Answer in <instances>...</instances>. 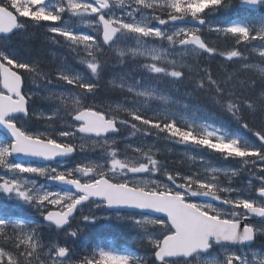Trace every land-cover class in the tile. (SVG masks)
<instances>
[{
    "label": "snow or ice",
    "instance_id": "snow-or-ice-1",
    "mask_svg": "<svg viewBox=\"0 0 264 264\" xmlns=\"http://www.w3.org/2000/svg\"><path fill=\"white\" fill-rule=\"evenodd\" d=\"M138 6L128 12L132 20H125L113 13V8L119 5L124 7L123 0H67V7H59L55 12L45 7V0H6L0 4V41H5L18 30L26 29L28 24L21 21L20 17L28 18L39 25L41 21H50L55 24L61 21V13L69 12L73 16L92 15L97 20L96 29L102 31L101 44L97 36L79 34L64 27H48L52 33L51 38L63 37L68 42L74 53L82 50L84 56L81 63L96 78V82L85 80L79 75L70 74L71 69L65 65L56 79L82 91H68V96L51 92L48 99H58L63 106L65 114L71 118V123L65 121L70 130L60 131L58 135L63 138H72V141L81 140L77 145L66 140H57L52 133L41 132L33 134L22 126H18V116L29 118L30 101L33 95L27 89L25 73L37 74L34 65L20 61L11 55L0 52V126L10 133L11 141L0 145V194L8 199L15 198L24 203L31 204L41 213L44 220L56 229H65V235L75 237L78 230H69L77 212L86 223H94L101 217L83 214V205L88 203L94 208L131 209L136 210V215L127 217L135 226L144 230L151 225L153 231H144L148 243L152 245L154 256L153 264H192L190 257H199L208 252L215 245H245L254 241L257 233L264 234V225L257 227L245 223L250 217L264 219V176H259L260 184L257 188L259 202L248 198L233 197L230 194L238 189L222 186L216 183V173L220 170L213 169L211 178H201L199 173L181 175L173 174L152 152L134 148L139 153L135 160L118 158V151L114 150L117 144L115 137L110 133L120 132V125L131 128L132 135L143 133L144 136H157L163 133L165 139L175 143L191 144L215 152L217 146H230L231 152H218L225 159H239L244 164L257 161L264 164V150L251 147L235 137L228 136L220 129L212 128L203 134L197 135L191 126L181 127L174 115L164 114L149 117L142 114L137 108H123L129 119H118L111 114V110H102L99 106L86 103L89 95L94 96L98 91L103 70V64L97 53L115 47L122 39L130 38L137 45L143 47L133 49V54L139 53L150 60L143 65L151 74H156L157 82L162 78H171L173 85L185 79V68L189 66L182 61L167 59L156 48L146 47L147 41L155 38L167 41L172 46L179 45L182 55L194 57L207 53L209 57L223 55L228 61L234 58L247 61V57L238 49L227 52H218L215 47L206 43L200 35L202 29L197 27L180 28L168 33L161 27H155L150 21L135 19V13L140 8L155 9L156 7L168 10V19L155 17L160 25H166L188 17L204 25L206 20L201 14L206 9L219 11L228 7L225 0H134ZM241 6L255 9L264 5V0H238ZM195 9V11H194ZM27 13V14H25ZM143 15V13H141ZM44 17V19H40ZM217 33L234 39L236 45L243 44L258 51L261 58L258 63L264 64V19L259 27L249 23H231L216 28ZM260 43L253 44L252 42ZM59 43V41H54ZM119 55L123 57L124 52ZM91 58V59H88ZM166 60L169 67L163 66ZM245 70H253L255 64L244 63ZM189 70H191L189 68ZM207 74L206 80L201 78L196 84L198 89H207L214 93L213 99L227 113H229L240 126L250 132L264 145V125L253 129L245 119V114L264 118V88L258 95L248 94L249 88H255V81L233 83V77L221 81L215 79L211 71L203 69ZM264 76V68L259 69ZM35 83V80L32 81ZM48 84L53 80L48 79ZM264 84V81H262ZM140 81H135L127 87L129 93L137 97H147L150 90H140ZM123 87V85H122ZM57 117L60 108L55 109ZM52 117L50 116L49 119ZM137 121L138 123H132ZM143 125L145 127H140ZM155 130V131H152ZM77 133L80 136H77ZM91 143L92 149L99 147L106 153L104 161L82 164L70 169L60 170L50 164L33 166L9 160V157H24L44 162L53 161L58 157H67L78 149L85 151V145ZM255 158V159H250ZM264 171V168H261ZM24 174H30L66 186L63 191L42 190L35 180L26 179ZM158 174L166 177L167 183L156 179ZM227 175V173H225ZM231 175L235 176L236 172ZM227 193L229 195H220ZM202 198V199H193ZM216 201V204L211 203ZM49 205L52 207L49 208ZM223 205L224 207H221ZM242 209V211H241ZM0 214L11 217L13 214L0 211ZM149 214H156L154 216ZM166 217V219H165ZM107 219L108 217H104ZM117 219L122 217L117 216ZM12 228L13 235L8 236V229ZM19 229V231H15ZM38 232L33 229L27 231L18 223L0 221V236L12 242L16 252L13 254L0 247V264H33L40 255V241ZM225 259L220 264H252L246 256L234 252L232 249L222 247ZM71 249L53 244L47 252L48 260L44 264H75L70 259ZM21 258H23L21 260ZM79 264H135L132 256L118 253L113 250L99 248L92 257L83 259ZM256 264H264V260H257Z\"/></svg>",
    "mask_w": 264,
    "mask_h": 264
},
{
    "label": "rangeland",
    "instance_id": "rangeland-1",
    "mask_svg": "<svg viewBox=\"0 0 264 264\" xmlns=\"http://www.w3.org/2000/svg\"><path fill=\"white\" fill-rule=\"evenodd\" d=\"M6 2V0H4ZM35 3L36 0H33ZM115 3V0H113ZM124 7L121 8L119 5H116L113 8V13L117 17L123 18L125 20H132L133 17L128 15V12H131L133 8H137L138 6L134 3V0H123ZM232 4L235 5L236 9H238V0H232ZM67 7V0H49V2H45V7L53 12L59 7ZM157 12L154 9H144L140 8L139 11L135 13V19L137 21L141 19H146L151 22V24L155 27H161L166 32L171 33L180 28H190V27H182L175 26L167 23L166 25H160L158 20L155 17H162L164 19L165 15L168 14V10L165 8L156 7ZM143 13V15H141ZM216 16L212 19H209L206 27L200 32L201 36L206 41L207 44L211 45L215 43V38L220 36L224 37L223 33H217L215 31L216 28L230 25L231 23H241L239 21L240 17H242L244 23L254 24L256 27H259L260 21L264 19V5L262 8L253 15L237 11H233L230 14H220L218 11L215 12ZM27 14V13H25ZM243 14V15H242ZM241 15V16H237ZM61 21L53 24L50 21H41L39 25L30 21L28 18L20 17V20L26 21L27 24L32 25L35 28V34L32 40V44H34V48L32 51L25 52L23 54L17 48L12 50L14 45L19 44V40L11 41L10 39H6L5 41H0V52H4L7 55H11L14 58L27 62L35 66L38 71H44L50 73L53 78V83L48 84L46 80H42L39 87L32 83V78H28L29 85L26 90L29 91V94L33 95V98L30 103L31 113L32 115L29 118H17L18 126L24 127L26 130L33 134H39L41 132L52 133L57 140H66L68 142L72 141V138H63L58 135L60 131L70 130L66 127L65 121H71V118L65 114L63 106L61 105L58 99H48L47 97L51 92H55L57 94H63L68 96V91L71 92L78 91L73 86L67 85L65 82L56 79L59 76L60 71L63 70L64 66L67 65L72 75H79L85 80H90L92 82H96V78L91 74L90 70L87 69L86 64L81 63L80 57L84 56L83 51L81 50L79 54L74 53L70 55L63 50V47L70 48L68 42L63 37L56 36L55 41H59V43L54 42V44H43L41 43V35L44 32H47L51 36L52 33L47 31L48 27H64L70 31L79 33V34H87L92 36H97L100 39L101 44V31L98 32L96 29V18L92 15H83V16H73L69 12L61 13ZM238 17V18H237ZM40 19H44V17H40ZM253 44H259V41L252 42ZM146 47L156 48L162 55H166L167 59H174L177 61H182L188 68H185V72L194 73L195 63L198 57H194L192 55H182V51L178 49L177 45L172 46L168 44V42L160 41L155 38H151L147 41ZM243 48L246 50V57L248 58L245 63L255 64V68L253 70H245L243 64L237 65L241 71L246 72V76L244 78H248V82L255 81V88H249L248 92H251L253 95H258L259 92L264 88V76H261L259 71L260 68H264V64L258 63L260 61V57L258 55V51L253 50L251 47ZM71 49V48H70ZM133 49H140L143 51V47L137 45L136 41L130 38L122 39L115 47L112 49H108L106 46L104 47V51L97 53L99 60L103 64V70L101 72V78L99 80V90L100 95L96 96L92 99L94 105L99 106L102 110L109 111L111 110V114L116 115L117 118H122L127 114L124 111H121L123 108H137L140 109L142 114H145L149 117H154L156 115L163 116L164 114L174 115L178 123L183 126L189 127L191 126L192 130L197 131L198 133H204L207 130L212 128L220 129L222 132L227 135L231 132L229 128V123L225 118H220L221 116L217 115L214 111L203 108L204 106L198 104L194 97L193 90L190 88L189 92H187L184 96L179 97L176 93L167 89L154 81V76L156 74H151L147 70L144 69L143 65L145 63H150L151 61L146 59L145 56L140 55L139 53L133 54ZM120 52H124L125 55L121 57L119 55ZM118 56V59L123 61H118L115 59ZM91 59V58H88ZM166 60L163 62V66L169 67ZM189 68L191 70H189ZM32 73H25V76H30ZM135 81H140V90H150L151 95L147 97H137L133 93H129L127 91V87L132 86ZM123 85V87H122ZM88 98V97H87ZM88 101V99L86 100ZM89 103V101H88ZM60 108L59 116L63 117L60 119L57 117L55 109ZM52 117L49 119V117ZM129 117V116H127ZM259 117V116H257ZM39 120L42 122L41 128L36 127L35 121ZM264 125V118L260 119V126ZM123 127V126H122ZM123 129H126L129 133L128 135H118L111 136L117 139V144L114 146V150L118 151V158H128L129 160H135L139 156V153L134 152V148H141L144 151H147L149 147H151L152 152L156 155L158 153L162 154L163 151L167 152V155H173V160L169 163L164 164L167 169L173 174L179 172L181 175L187 176L192 175L194 173H199L200 177H208L211 178L213 175L212 170L218 169L216 175V183L222 186H228L235 189H238V192H233L230 195L233 197H242L248 198L253 202L258 203L259 199H256L255 193L257 188L259 187L260 181L257 179L259 176H264V171H261V168H264V165L260 166L257 172L254 174L253 181L246 182L243 186H239V180L246 176V172L242 167H238V169L227 168L224 167H215L212 161L205 158V156L201 153H197L196 155L190 151L191 148L186 147L182 148L183 150L175 149L171 146L170 142H162L161 146H158L157 143L152 142L147 137L142 136L141 133H136L135 136L132 135V129L125 126ZM231 137H235L240 139L242 142L247 143L253 148L257 147V142L253 139H248L242 134L241 131L238 133L231 132ZM83 141H79L81 143ZM10 143L3 134H0V145H6ZM79 143L77 145H79ZM86 150L80 151L78 155L74 158L70 159L68 162L50 164L52 167H58L60 170L70 169L82 164H90L96 162H103L106 154L99 147L92 149L91 143H87L85 145ZM204 153V152H203ZM9 160H12L9 157ZM166 161V160H165ZM15 162V161H14ZM27 165L33 166H43L44 164H36V163H23ZM232 172H236V175H231ZM0 173H3V169H0ZM227 173V175L225 174ZM26 179L35 180L36 184L42 188V190L46 191H59L57 187L51 186L47 184V180L38 176L24 174ZM156 179H160L167 183L166 177L162 174H158ZM62 191V190H60ZM220 195H229L227 193H221ZM193 199H202V198H193ZM211 203L216 204V201H211ZM0 211L9 212L13 215L11 218L9 217L6 220L0 219V221H4L6 223H18L22 227L26 226V218H12L16 217L17 213L26 214L35 220L37 217H41V213L37 210V208L33 207L31 204L24 203L23 201L17 200L15 198L8 199L3 194H0ZM224 207L223 205H220ZM52 206L49 205V208ZM242 211V209H241ZM92 214L97 217H101L96 220L98 222H103L110 220L113 216L117 219V216L122 217L127 224L129 225V230L132 232L131 235L120 234V236H116L115 243L121 245L125 249L129 250V247L134 251L131 253L125 252L122 254H128L133 257L135 264H153L154 256L152 255L153 248L152 245L148 243L147 238L144 236V231L151 232L153 231V227L151 225L145 226V229L142 230L135 226L131 221L127 219L130 215H136L139 218L138 213H110L106 211L105 208H94L90 204H86L83 206V214ZM81 213L77 215L78 219L75 220L77 222L86 223L82 219H79ZM43 217V216H42ZM104 217H108L105 219ZM37 221V220H36ZM90 223V222H89ZM37 225V224H36ZM36 225L31 229H26L27 231H32L36 229ZM75 229V228H74ZM72 229V230H74ZM8 230L14 231L12 228ZM15 231H19L16 229ZM107 233H102V236H106ZM260 237H263L264 234H260ZM72 236L67 235H59L57 233L46 232L45 238L43 234H40V239L38 235V239L40 241V255L38 259H35L33 264H44L48 260L47 252L49 248L53 244L58 246H67L68 241H72ZM261 249L264 248V243H260ZM99 246H95L94 250L91 248L89 251L85 253L77 251H72L70 255V259L76 262L81 261L83 259L92 257L94 255L95 250L99 249ZM120 253V252H118ZM239 254L246 256L248 259L252 260V264H256L257 260H264V252L260 250V252L255 251H247L243 250ZM23 258H21L22 260ZM225 259V255L223 249H216L206 256H199L190 259L192 264H220L221 261Z\"/></svg>",
    "mask_w": 264,
    "mask_h": 264
},
{
    "label": "trees",
    "instance_id": "trees-1",
    "mask_svg": "<svg viewBox=\"0 0 264 264\" xmlns=\"http://www.w3.org/2000/svg\"><path fill=\"white\" fill-rule=\"evenodd\" d=\"M204 2H210V0H204ZM4 0H0V4H4ZM225 3L228 5L226 8L220 9L218 12L220 14H230L233 11L237 10L235 5L232 4V0H225ZM195 11V9H194ZM216 11H212L210 9H206L205 13L201 14L206 19L213 18L216 13ZM191 19L190 17H188ZM35 34V30H31L25 33V38H22V44L18 45V49L23 53L32 51L31 49L34 48V44H32V40ZM30 42V43H28ZM209 45V44H208ZM210 46L215 47L218 52H227L230 50L238 49L243 53V55L246 57V50L243 48V44L236 45L235 41L231 37H216L215 43L211 44ZM118 59V58H115ZM243 60L234 58L233 61H228L225 56L223 55H214L212 57H209L207 53H202L201 56L198 57L195 63V69L194 73H187L185 72V79L181 82L173 85L170 83L171 78H162V82H157L156 75L154 76V81L158 83L159 85L170 89L174 93L177 94V96L182 97L187 92H189V89L191 88L194 92L192 95L195 99V101L204 106L203 108L209 109L214 111L219 116L225 118L227 122L229 123V128L231 132L238 133V131H241L242 134L248 136V138H251L252 132L242 128L239 123L236 122V120L226 111H224L223 108H221L220 105H218L215 100L213 99L214 93L207 89H198L196 88V84L199 82L201 78H204L206 80L207 74L203 71V69L207 68L211 71L213 77L218 80H225L227 77L232 76L233 77V83H239L240 80L244 81L245 83H248V78H244L246 76V72L241 71L237 65L243 63ZM43 76H45L47 79L51 77L50 73L44 72ZM242 77V78H241ZM240 78V79H239ZM248 94L253 95L251 92H248ZM100 95V90L96 92L94 96L89 95L88 101H86L87 104L94 105L92 102V99H94L96 96ZM120 119V118H118ZM122 119H129L130 117L123 116ZM245 119L249 123L250 127L253 129H259L260 126V119L261 117H253L250 115L245 114ZM132 123H138L137 121H132ZM179 124V123H178ZM180 125V124H179ZM181 127L186 128L185 126L180 125ZM140 127H145L143 125H140ZM155 131V130H152ZM194 131V130H193ZM197 135L202 134L198 133L197 131H194ZM230 132V133H231ZM127 130H123V134H127ZM229 133L228 136H231ZM142 136L143 133H141ZM163 133L159 134V137L157 136H144L147 137L152 142H155L158 144V146H161L160 143L169 141L171 146H175V149H182L184 147H189L192 150L195 151V153H201L205 156L206 159L212 161L213 165L216 167H224L227 166L229 168L238 169V167H242L245 172L246 176L241 178V181H244L248 179L249 177H253V175L257 172L256 168L258 166L259 161H257L255 164L248 163L244 164L239 159H225L220 153L218 152H231L232 149L230 146L224 145V146H217V151H212L203 147L194 146L191 144H183V143H175L170 139H165ZM204 152V153H203ZM154 158L159 159L163 164H166L167 162H171L173 160V155H167L166 151H163L162 154L158 153L154 156ZM255 159V158H250ZM166 160V161H165ZM86 226H84L82 231H77V236L72 237V241H68L67 248L71 249L72 251H77V254H80L79 252L85 253L86 251H89L91 248L94 250V247L98 244L108 245L112 241H117L116 236H120V234L124 235H131L132 232L129 230V225L124 219H115L111 218L110 220H107L106 222H98L95 221L94 223H85ZM75 228V229H74ZM78 230L79 228L75 224H71L70 230ZM46 228L42 230L43 236L46 235ZM38 234H40L39 231H37ZM102 233H107L106 236H102ZM40 239V235H39ZM112 239V241H110ZM116 247L118 245H115ZM71 251V252H72ZM73 253V252H72Z\"/></svg>",
    "mask_w": 264,
    "mask_h": 264
},
{
    "label": "water",
    "instance_id": "water-1",
    "mask_svg": "<svg viewBox=\"0 0 264 264\" xmlns=\"http://www.w3.org/2000/svg\"><path fill=\"white\" fill-rule=\"evenodd\" d=\"M92 2H95V0H92ZM239 6L241 7V8H243V9H248V10H251V11H255V10H258V8L259 7H257V8H255V9H252V8H249L248 6H241L240 4H239ZM171 23H173V24H175V25H177V24H180V25H190V26H193V27H197V28H200V29H202V28H204V26H205V24L204 25H200V24H198V22H196V21H193V20H187V19H184V20H178V21H175V22H171ZM11 36V35H10ZM9 36V37H10ZM178 47L180 48V46L178 45ZM0 130H2L3 132H5L6 133V135L8 136V138L9 139H11V136H10V133H8V131L6 130V129H4L2 126H0ZM119 132H117V133H110V135H116V134H118ZM259 141V140H258ZM260 142V141H259ZM67 157H69V156H67ZM14 160H16L17 162H19V163H25V162H28V161H32V162H39V163H50V162H54V161H56V160H63V159H65L66 157H58V158H56L55 160H53V161H49V162H44V161H40V160H34V159H31V158H24V157H12ZM51 183H53V184H55V185H57L58 187H61L62 189H65L66 188V186H64V185H60V184H58V183H56V182H53V181H50ZM109 210H113V211H117V210H121V211H134V212H136V210H131V209H110V208H108ZM149 215H152V216H154V215H156V214H149ZM166 218V217H165ZM259 220H263V219H260V218H258ZM46 222V221H45ZM46 224H48L47 222H46ZM49 225V224H48ZM54 227V226H53ZM65 228H67V225L65 226ZM58 230V229H57ZM59 230H64L63 228L62 229H59ZM219 246H222V245H219ZM229 246H238V245H229ZM202 254H205V253H202ZM191 258V257H190ZM189 258V259H190Z\"/></svg>",
    "mask_w": 264,
    "mask_h": 264
},
{
    "label": "flooded vegetation",
    "instance_id": "flooded-vegetation-1",
    "mask_svg": "<svg viewBox=\"0 0 264 264\" xmlns=\"http://www.w3.org/2000/svg\"><path fill=\"white\" fill-rule=\"evenodd\" d=\"M20 32V30H18V33ZM248 223H251V224H254L256 225L257 227H259V225H264V222H258L257 220H250ZM264 243V236L263 237H260L259 234L257 233L256 237H255V240H254V243L250 246H246V247H241V248H230L232 249L234 252H237V253H240L241 251L243 250H247V251H257V252H260V250H262V252H264V248L261 249V245L260 243Z\"/></svg>",
    "mask_w": 264,
    "mask_h": 264
},
{
    "label": "bare ground",
    "instance_id": "bare-ground-1",
    "mask_svg": "<svg viewBox=\"0 0 264 264\" xmlns=\"http://www.w3.org/2000/svg\"><path fill=\"white\" fill-rule=\"evenodd\" d=\"M242 78V77H241ZM240 79V78H239ZM241 81V80H240Z\"/></svg>",
    "mask_w": 264,
    "mask_h": 264
}]
</instances>
